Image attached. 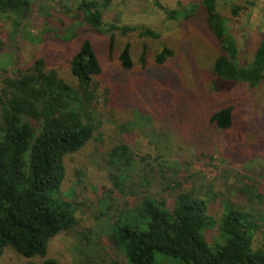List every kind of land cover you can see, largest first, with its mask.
<instances>
[{"label": "trees", "instance_id": "1", "mask_svg": "<svg viewBox=\"0 0 264 264\" xmlns=\"http://www.w3.org/2000/svg\"><path fill=\"white\" fill-rule=\"evenodd\" d=\"M110 1L0 0V22L9 26L12 38L35 47L48 40L73 43L59 67L57 56L48 52L11 72L0 68V257L10 247L26 259L21 264H59L47 257L50 241L79 237L85 247L109 248L123 264L163 259L175 264H264V162L255 170L235 171L215 165L208 149L186 156L182 148L162 152L165 146L159 145L160 152L151 156L131 147L138 133L159 144L167 136L176 140L177 129L187 122L182 118L189 104L187 74L191 81L201 79L193 80L191 49L185 54L191 60L187 68L179 64L185 59L167 45L151 64L143 46L137 69L126 43L117 55V74L106 71L93 34L105 37L109 59L119 33L138 30L141 36H159L145 25L120 24L122 13H141L142 4H130L107 19ZM219 1L160 7L172 21L193 22L216 45L202 84L208 81L217 94L234 84L255 87L264 81V31L248 30L251 52L242 63L240 37L221 15ZM229 4L230 14L238 16L240 6ZM172 58L177 72L163 67ZM202 104L198 98L188 107L197 125L227 132L239 123H252L256 127L248 128L257 140L250 151L255 160L259 152L264 157V112L257 122L246 114L249 100L245 108L236 102ZM136 124L144 131L135 133ZM88 145L107 170L109 186L90 190L79 178L78 166L69 167ZM85 228L92 236L84 235ZM210 230L217 231L215 240H208ZM78 261L98 264L96 254Z\"/></svg>", "mask_w": 264, "mask_h": 264}, {"label": "rangeland", "instance_id": "2", "mask_svg": "<svg viewBox=\"0 0 264 264\" xmlns=\"http://www.w3.org/2000/svg\"><path fill=\"white\" fill-rule=\"evenodd\" d=\"M230 1L240 6L239 14L236 17L230 14ZM249 1H253L254 6H251L248 3ZM188 2H190V0L110 1V5L107 10H105L107 19H112L111 15L120 13L123 9L128 10L130 7L128 5L130 4H142L143 12L141 13L135 14L134 16H130L129 13H122L120 24L131 26L145 25L153 29L159 35L157 38L141 36L138 30L131 31L124 35L120 33L117 34L116 44L113 50V59H109L106 52L104 53L105 37L99 36V34H93V36H91L103 50L102 57L104 59L103 65L105 70L116 74L117 55L119 50L126 43H128L131 48L132 58L137 63V69L141 67L139 58L143 46L146 49V57L149 64L154 61V56L161 50L162 46L167 45L175 50L179 57L181 56L183 59L187 60V62H185V60L181 59L179 64L182 63V67L189 68L188 61L190 62L191 60L186 57L185 54L187 52H192V58L195 61L193 80H201L198 82L191 81V75L189 73L187 74L186 85L187 87L189 85L187 95L189 104H187L186 111L182 114L183 120H187V122L177 129L178 138L175 140L173 135L172 137L167 136L159 144L158 142H153L154 138L138 133L144 131V128L136 124L133 130L138 134H136L129 143L135 152L150 154L151 156H155L160 150L162 152L169 151L170 153H175L178 149L182 148L185 155L188 156V153H197V151L208 149L211 152L209 160H212L218 167H229L235 171L255 170L256 165L264 162V157L261 152H259L258 155L260 157H257V160H255L253 157L254 154L250 151L251 145L257 139L256 135L249 128L256 127L255 125L252 123L246 124L249 125L248 128L242 126L243 123L237 124L236 122L237 125H235L234 129L232 128L227 132H221L211 126L207 127L206 123L197 125L196 119L194 116L190 115L188 107L191 102L198 98H200V101L203 103V107L205 104L209 106L210 102L217 105L236 102L238 105L244 106L245 108V103L249 100L251 105H249L250 107L247 109L248 111L246 114L252 116L253 120L259 122V120H262L261 117L264 112V81L260 82L255 87H249L246 84H234L228 91L219 94L211 91L212 87L208 81L202 84V80L207 78L208 72L212 67V62L216 57V45L210 37L193 22H184L182 19L172 21L167 17L164 9L161 8L162 6L168 10L180 8ZM131 8L135 7L131 6ZM219 11L226 20L228 26L240 37V61L242 63L247 62L251 52L250 45L247 44L248 30L258 32L264 31V0H228V4L220 0ZM2 23L0 22L1 31L7 36H3L0 39L1 69L5 68L11 72L15 68L23 65L26 61H29L32 56L48 52L53 56H57L54 64L59 67L63 60L61 55L64 54L65 51L71 50L73 47V43H58L57 41L49 40L40 47L29 46L23 41L12 38L9 35V26H5ZM186 50L188 51L186 52ZM163 67L168 71H178L175 66V59L173 58L167 60ZM152 74L155 75V71H153ZM155 78L156 76H154V79ZM201 91L203 92L202 96ZM183 120L180 121L183 122ZM177 123L178 120L175 125H177ZM197 130H200L201 133L197 132ZM159 131L161 133L163 131L160 126ZM159 145L165 146L167 149L164 147L158 150L156 146L159 147ZM92 152L93 150L88 145L81 154L72 157L73 163L68 164L69 167L72 165L78 166L79 178L83 181V185L90 190L95 186L110 185L107 170L100 167L99 156ZM70 158L71 157H68V160H70ZM251 159H253V161H251ZM88 223L91 224L90 222ZM84 235L92 236L86 228L84 229ZM217 236L218 233L215 230H210V232L207 233V238L210 241L215 240ZM56 238L50 241L48 245L47 257L56 259L59 264H76V261L79 260L78 262H80V260H85L87 256H95V254L97 255L98 264H104L101 258H108L110 264H123L124 259L122 258L119 260L116 254L109 251V248L102 249L101 246L96 248L92 246L91 243L85 247L83 245L85 240L80 241L79 237L72 239ZM24 260L26 259L22 258V256L8 247L0 257V264H21ZM175 262L174 260L163 259L160 260L158 264H175Z\"/></svg>", "mask_w": 264, "mask_h": 264}]
</instances>
